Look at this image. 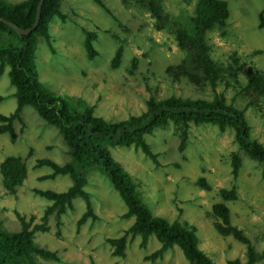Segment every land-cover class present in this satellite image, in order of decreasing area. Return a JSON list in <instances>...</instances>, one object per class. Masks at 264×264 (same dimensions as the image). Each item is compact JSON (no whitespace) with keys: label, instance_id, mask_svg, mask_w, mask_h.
I'll return each instance as SVG.
<instances>
[{"label":"rangeland","instance_id":"rangeland-1","mask_svg":"<svg viewBox=\"0 0 264 264\" xmlns=\"http://www.w3.org/2000/svg\"><path fill=\"white\" fill-rule=\"evenodd\" d=\"M103 1L112 14L93 0H62L61 11L66 18L55 16L50 22L53 49L38 37L36 68L40 80L49 88L58 94L80 97L95 107L97 115L111 121L140 114L152 96L157 100L169 96L213 97L209 85L202 88L186 78L175 80L167 74V67L179 64L184 56L169 26L158 30L155 19L140 6L127 5L123 0ZM196 1L164 0L163 7L172 20L185 22L193 15ZM227 1V26L209 31L208 41L217 62L231 63L236 52L242 69L236 80L227 75L217 91L225 94L229 104L245 111L252 138L264 144V98L244 89L250 71L264 73V0ZM82 28L97 33L94 45L98 55L92 60L86 55ZM120 44L121 62L112 67L111 60ZM14 92L6 67L0 77V114H9L17 106ZM253 98L255 105H250ZM22 118L24 124L15 122L16 142L12 143L8 134L0 135V163L7 155L23 156L27 159L28 176L11 194L0 173V220L7 229L19 230L21 223L15 214L18 211L48 228L37 233L36 241L57 250L60 260L39 258L42 264H187L178 246L169 249L162 259L146 260L145 256L160 247L155 236L142 248L141 236L130 234L125 255L113 254L108 238L121 236L133 217H122L127 210L125 202L108 177L97 169L88 172L85 186L98 215L95 221L88 220L77 230V220L85 210L80 197L75 198L74 209L63 215L60 226L54 214L44 217L50 201L34 189L63 191L72 180L69 175L40 180L39 176L52 170L45 165L35 168V162L51 158L63 164L70 157L58 129L45 122L33 107L25 106ZM147 140L159 154V165L133 147L110 146V150L130 174L152 213L169 221L178 219L195 225L198 246L216 264H229L235 258L245 261L246 246L232 236L220 235L211 216L213 204L221 201L219 189L236 185L237 199L227 202L232 222L244 229L256 250L263 254L256 264H264V163L245 154L234 131L228 128L221 132L217 125L209 123L191 124L183 153L178 150L180 138L171 123L156 129ZM232 152H238L242 158L237 178L232 174ZM201 177L211 186L209 190L196 182Z\"/></svg>","mask_w":264,"mask_h":264},{"label":"trees","instance_id":"trees-1","mask_svg":"<svg viewBox=\"0 0 264 264\" xmlns=\"http://www.w3.org/2000/svg\"><path fill=\"white\" fill-rule=\"evenodd\" d=\"M40 0L10 2L0 0V17H3L23 29L33 26ZM107 12L111 10L103 0H93ZM127 5H136L147 10L155 19L158 30L171 29L178 47L184 56L177 65H169L167 74L173 79H188L199 87L210 86L213 97L183 98L169 96L157 100L149 97L146 109L126 119L111 121L97 115L95 107L83 99L71 95L58 94L40 80L36 68V46L38 37H42L53 49L50 22L55 16L65 19L62 14V0H44L37 27L28 35L17 33L10 25L0 21V77L8 67L10 82L15 86L14 95L17 106L9 114H0V135L8 134L12 143L18 139L15 122L24 124L22 110L25 106L33 107L38 115L48 124L55 126L67 146L70 160L61 164L51 158H40L35 168L48 166L51 172L39 176L40 180L69 175L72 183L63 191L38 189L34 192L50 201L44 217L54 214L58 226L63 215L74 209V200H84L85 210L77 220V230L88 220L95 221L98 215L94 209L90 192L86 190L88 172L92 169L105 174L114 189L127 206L123 218L133 217L132 224L118 237L108 238L113 246V254L123 257L128 235L141 236L140 245L147 246L149 238L155 236L160 247L145 256L146 260L162 259L164 254L178 246L187 260V264H216L215 261L198 246L197 228L178 219L169 221L163 216L154 215L142 200L130 174L111 154L110 146L133 147L142 151L155 165H159V154L152 150L147 138L158 128L175 127L180 138L178 150L183 153L188 145L191 124L209 123L217 125L221 132L231 128L239 147L250 158L264 163V144L251 136V127L245 111L227 102L223 92L217 91L219 83L227 75L235 80L242 69L237 53L232 55V62L221 64L211 54L208 32L219 28L225 29L228 23L229 3L227 0H197L193 15L189 21L172 20L166 12L164 0H123ZM189 1V0H184ZM263 14L261 18L263 19ZM85 35L84 47L89 60L98 55L94 45L97 39L95 31L82 28ZM223 34L225 32L223 31ZM123 46L120 44L111 60L112 67L119 66ZM137 60L134 58L133 67ZM245 91L264 98V73L250 71ZM253 98L250 105H255ZM32 150L29 152L30 155ZM27 159L20 155H7L0 163V173L5 189L14 194L24 184L28 176ZM232 174L238 177L242 158L238 152L231 153ZM203 188L211 186L205 178L197 181ZM221 201L212 206L211 216L216 231L222 236H232L246 246L247 258L231 259L229 264H256L263 254L256 250L251 238L244 229L232 222L228 201L237 199V187L220 188ZM21 223L19 230L7 229L0 220V264H42L44 260L59 261L57 250L41 246L36 241L39 231L48 228L34 223V217L15 212Z\"/></svg>","mask_w":264,"mask_h":264},{"label":"water","instance_id":"water-1","mask_svg":"<svg viewBox=\"0 0 264 264\" xmlns=\"http://www.w3.org/2000/svg\"><path fill=\"white\" fill-rule=\"evenodd\" d=\"M43 3H44V0L39 1L38 7H37L36 19H35L33 26L30 28L23 29V28L19 27L18 25H16L15 23H13V22H11V21L3 18V17H0V21L10 25L13 29H15L17 31V33L22 34V35H28L37 27V25L39 23Z\"/></svg>","mask_w":264,"mask_h":264}]
</instances>
